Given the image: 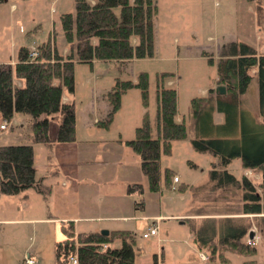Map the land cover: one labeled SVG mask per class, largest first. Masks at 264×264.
Masks as SVG:
<instances>
[{
	"label": "rangeland",
	"instance_id": "1",
	"mask_svg": "<svg viewBox=\"0 0 264 264\" xmlns=\"http://www.w3.org/2000/svg\"><path fill=\"white\" fill-rule=\"evenodd\" d=\"M155 3L152 56L124 63L115 60H96L92 64L74 61L73 91L63 92L68 94L74 109V139L68 143L80 159L75 164V171L84 172L87 179L77 184L80 198L76 202L67 199L63 206H59L54 193L64 187L61 181L71 182L64 175L63 171L68 167L61 162L60 147L54 146V141L44 158L45 167L39 165L35 170V176H43V182L50 186L49 192L44 196L28 187L16 194H3L12 197L8 198L12 208L7 214L21 219L12 223L0 222V264H24L22 259L27 254L34 258L35 264H55L54 243L62 236L63 223L59 218H46L60 216L63 211L75 216L74 224L71 222L75 232H88L90 228L96 231L130 230L134 234L133 264H264V238L263 241L258 237L254 239L255 251L252 253L217 249L213 254L209 249L197 246L191 238V225L201 218L215 219L218 227L219 223H225L224 217H245L248 222L246 231L258 229V216L239 211L236 189L210 190L214 180H211L209 171L218 166L221 158L210 151L193 148L190 138L197 132L189 124L187 114L190 98L202 95L214 84L215 60L224 43L242 40L258 49L257 53L264 50L263 31L256 23L255 0H156ZM63 12H73V0L0 1V60L10 62L16 58L21 45L34 48L47 38L58 52L64 53L69 43L60 23ZM140 71L147 74V103H142L139 88L131 86L121 93L119 106L108 125L96 124L97 115L103 116V108L108 105L102 96L103 91L111 87L115 77L135 80ZM162 71L168 73L160 78ZM156 79L175 88L176 115L184 120L187 134L171 140L169 152H160L157 159L160 170L158 188L150 190L140 168L130 164L129 154L133 152L123 140L133 136L134 127L140 124L144 112L153 123ZM17 80L14 78V83H18ZM256 101L254 74L240 96L236 122L234 115L227 117L215 108L211 110L214 123L221 125L212 136L235 137V133L228 129L239 126L242 120L250 125L252 117L259 119ZM10 121L11 125L0 132V144H36L32 140L28 114L15 111ZM57 121V117L49 118L50 137L56 133ZM118 138L122 140L117 142L115 139ZM96 153L101 154V159H94ZM224 164L237 179L243 173L253 183L259 178V171L243 168L239 156H232ZM165 168L179 178L178 182H173V188L163 182ZM131 182H139L141 191L128 190L127 184ZM108 189L111 191L105 193ZM23 194L28 195V205L22 208L17 197ZM1 199L0 213L5 210V202ZM192 211V216L183 219L173 216ZM150 212L161 215L155 222L158 234L142 237L146 225L153 221L145 216ZM106 215L114 218L86 220ZM244 237L246 239V235L243 240ZM109 244L119 245L120 239L115 237ZM199 251L207 255L206 260L199 257ZM245 260L250 261L243 262Z\"/></svg>",
	"mask_w": 264,
	"mask_h": 264
},
{
	"label": "trees",
	"instance_id": "2",
	"mask_svg": "<svg viewBox=\"0 0 264 264\" xmlns=\"http://www.w3.org/2000/svg\"><path fill=\"white\" fill-rule=\"evenodd\" d=\"M155 2L73 0V12L60 15L61 28L69 43L64 53L58 52L47 38L34 46L37 53L33 56L30 55L32 48L21 45L13 63L0 61V117L9 119L15 111L28 114L32 140L46 147L54 141L73 140V103L63 100L62 96L64 90L73 91L74 61L91 64L93 60H115L124 63L132 58L152 56ZM255 12L264 37V0H255ZM208 60L211 61V57ZM167 73L160 72V78ZM254 74L257 80L256 110L260 118L252 117L250 125L242 120L239 126L228 129L235 133V137L212 136L221 125L214 123L211 110L215 108L227 117L234 115L236 122L240 96ZM14 78L21 82L14 83ZM213 79L216 84L224 85L223 93L209 87L204 95L192 96L189 100V124L197 132L190 138L191 144L197 151H210L221 158L218 166L209 171L211 180H214L210 190L236 189L239 211L263 213L258 216L257 226L264 231V50L257 53L255 47L242 40L224 43L215 60ZM131 86L139 88L142 103H147L145 71H140L135 80L115 77L111 87L104 92L108 109L98 121L99 125H108L119 106L121 93ZM176 97L173 86L156 79L153 123L144 112L140 124L134 127L133 136L123 140L132 152L139 155V166L150 190L158 188L157 159L160 152H169L171 140L187 134L184 120L175 117ZM50 117L58 118L53 137L48 134ZM232 156L240 157L243 168L259 171L260 180L253 183L244 174L237 179L229 173L224 163ZM172 175L169 168L163 170L166 186H169ZM28 187L44 196L49 192V186L41 177L35 176L32 144H0V192L13 194ZM127 189L141 191V184L128 183ZM222 220L225 223H219L218 227L215 219L201 218L196 224L192 223L196 244L208 245L212 254L217 249L241 253L255 251L254 244L242 239L248 226L245 217H224ZM61 231L62 236L54 243L55 264H71L72 256L76 257V264H133L134 234L130 230L112 229L107 234L99 230L75 232L71 221H66L61 225ZM115 237L120 239V244L112 246L109 242ZM247 261L250 260L243 262Z\"/></svg>",
	"mask_w": 264,
	"mask_h": 264
},
{
	"label": "crops",
	"instance_id": "3",
	"mask_svg": "<svg viewBox=\"0 0 264 264\" xmlns=\"http://www.w3.org/2000/svg\"><path fill=\"white\" fill-rule=\"evenodd\" d=\"M256 23L260 25V23L258 22V20H257ZM259 27H261V26H259ZM256 50L258 51V49H256ZM15 59L14 60H10V63H13L15 61ZM133 59H136V58H132L130 60H133ZM130 60H128V61H130ZM0 61H3V60H0ZM94 61H96V60H93L91 62V64ZM17 81H18V83L21 82V80H17ZM215 85H217V84L214 82V84H212L209 87H214ZM205 93H206V91L202 95H204ZM102 96L104 97V91L102 93ZM62 98L65 101L69 100L68 94H65V93H63ZM103 109L105 110L104 113H103V116H104L106 110L108 109V105H105ZM176 114H177V112H176ZM103 116L100 117V115H97V119H96V122L95 123L98 124L97 122L101 118H103ZM175 117H176V119H180L177 115H175ZM125 139H127V138H125ZM115 140H117V142H120L122 139L121 138H118V139H115ZM7 144H9V143H7ZM10 144H12V143H10ZM53 144H54V142L49 147H46L45 145H42V144H39V143L32 144V146H33V164H34L35 170H36V167L39 166V165L45 167L44 166L45 164L43 163L44 162V158L48 155V152L51 151V147H52ZM55 144L56 145H54V146L59 145V147H60V152L59 153H60V160H61V162L64 165H66V167H68V169H65L63 171L64 172V175L71 182L70 184H67V182L65 180L64 181H61V183L64 185V187L61 188L57 192L55 191V193H54V196H56L55 201L56 202H59V206H63V204L65 202H67V199H68L69 202H74V201L76 202L80 198L79 196H77V192H78V194H80L79 191H78V185L77 184H78L79 181H82V183H83V181H85L87 179V175L84 174V172L77 173L75 171V169H74L75 168V164L77 165V163L80 162V159L78 158V153L76 151H73V148L70 147L68 141H65V142L56 141ZM61 146H62V148H61ZM40 154H41V158H39V155ZM57 155L58 154L54 155V158H55V156L57 157ZM129 156H130V164L131 165L138 166L140 168V166H139L140 165V157H139V155L133 152V153L129 154ZM81 157H85V156L82 155ZM101 157L102 156H101L100 153H96L94 159L98 160V159H101ZM157 164H158V162H157ZM245 169H250V168H245ZM159 174H160V170H159V166H158V176H159ZM258 176H259V178H258V180L256 182H258L260 180V173H258L257 177ZM38 177H41L42 182H43V176H38ZM178 180H179V178H178ZM178 180L177 181H172L171 180L169 182L170 187L173 188L174 187V186H172L173 185V182H178ZM46 185H48V184H46ZM26 189L27 188H25L23 190H26ZM110 191L111 190L108 189V190L105 191V193H109ZM3 194L4 193H1L0 192V201L2 202V199L1 198H3V200L5 202V204H4L5 210L4 211H1V213H0V222L1 223H12L14 221L20 220L21 218H15V217H13V215L9 216L7 214V212H9L10 209L12 208L11 202H10L11 199L8 200V198H12V197H9L11 195H6V196H8V197H6ZM17 198H18V200H20L19 202H20L22 208L24 206L28 205V195L27 194H23V195H21L20 197H17ZM73 205H74V203H73ZM55 206L57 207V205H55ZM193 214H194V211H192V212L179 213V214H176V215H173V216H176V218H178V219H183V218H186L188 216H192ZM59 215L60 216H55V217L50 216V217H47L46 220H48V219L51 220V219L59 218L62 221V223L70 220L74 224L75 216L73 214L68 213L67 211H63ZM254 215L259 216V215H263V213H258V214H254ZM145 216H148L147 218L152 219L153 220L152 221L153 223H155L157 219H160L161 218V215H157V214H155L153 212L145 213ZM100 217L101 218H98L96 216L95 217H89V218H86V220H92V219H95V220H102V219H105L106 220V219H108V220H110V219H113L114 218V217H108V215H106V216H100ZM83 219H85V218H83ZM148 225H149V223L146 226H148ZM76 231H78V230H76ZM89 231H96V229L90 228ZM78 232H80V231H78ZM156 234H158V231H157ZM156 234H154V235H156ZM262 234H263V231H261V229L258 228L257 231H255V238L258 237L259 239L262 240L264 238V236ZM245 235H246V233H245ZM191 238H192V241L196 244V242L193 240L192 231H191ZM242 239H243V237H242ZM244 240L246 241L245 237H244ZM202 247H204L206 249H209L208 245H202ZM200 252H202V251H199V253Z\"/></svg>",
	"mask_w": 264,
	"mask_h": 264
},
{
	"label": "built area",
	"instance_id": "4",
	"mask_svg": "<svg viewBox=\"0 0 264 264\" xmlns=\"http://www.w3.org/2000/svg\"><path fill=\"white\" fill-rule=\"evenodd\" d=\"M37 52L34 48L31 49L30 51V55L33 56L35 55ZM11 125V121L10 118L9 119H5L2 118L1 122H0V132L6 130L9 126ZM178 178L176 175H172V181H177ZM157 233V226L155 223H151L149 226L146 227V229L141 233L142 237H147L149 235H153ZM255 239V238H254ZM254 239H250L248 237H246V243L248 244H254ZM199 257L203 260L207 259V255L203 254L202 252L199 253ZM71 264H76L77 260L75 256H72L71 259ZM22 262L24 264H35V260L33 257H31L29 254H27L23 259Z\"/></svg>",
	"mask_w": 264,
	"mask_h": 264
},
{
	"label": "water",
	"instance_id": "5",
	"mask_svg": "<svg viewBox=\"0 0 264 264\" xmlns=\"http://www.w3.org/2000/svg\"><path fill=\"white\" fill-rule=\"evenodd\" d=\"M214 90L217 93H223L225 91V87L222 84H217L214 86ZM100 233L102 234H107L108 233V229H100L99 230ZM246 236L250 239H254L255 238V231L254 229L250 228L246 231Z\"/></svg>",
	"mask_w": 264,
	"mask_h": 264
}]
</instances>
